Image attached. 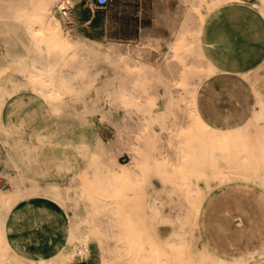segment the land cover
Masks as SVG:
<instances>
[{
  "label": "rangeland",
  "instance_id": "rangeland-1",
  "mask_svg": "<svg viewBox=\"0 0 264 264\" xmlns=\"http://www.w3.org/2000/svg\"><path fill=\"white\" fill-rule=\"evenodd\" d=\"M134 1L142 4V16H153L155 32L142 33L137 40L118 41L129 48L135 60L147 61L153 68H159V73L137 67L119 83L78 76L76 83L85 86L84 93L57 97L53 104L58 110L52 113L47 111L52 107L47 95H41L36 89L35 78L27 80L26 88H17L6 97L2 120L13 127V151L15 155L17 152L21 155L17 163L0 159V189H11V178L23 175L22 188L35 187V182L38 185L49 182L57 193L54 197L42 194L16 197L8 221L14 232L8 234V239L16 252L27 260L43 258L45 264H63L59 261V254L68 240L70 229L81 233L87 226L97 225L102 233L100 238H91L88 256L78 251L71 264H101L103 256L109 258L107 264H133L134 258L125 246V225L117 224V217L112 213L126 203L112 201L113 197L108 196L114 192V186L120 188L114 192V197L123 194L129 186L133 190L128 188L127 192L136 194L130 202L134 205L132 210L137 212L147 206L152 212V218L145 223L133 214L130 219L135 225L145 226L155 241L158 240L157 233L163 231L162 226L168 225L167 230L164 228L165 236L175 233L182 236L189 257L201 259L204 254L207 260L247 257L248 264H264V256L259 252L250 253L255 247L264 246L263 188L249 176L236 173L247 171L246 165L233 169V173H219L212 167L191 170V164L181 149L186 142L195 141L196 136L188 99L178 97L169 113H163L169 106L168 94H160V90L175 92L176 89L169 69L176 80L185 78L197 82L203 76L202 72L195 75L201 64L197 55L191 54L188 65L184 66L170 47L171 44L178 47L184 40L195 49L194 32L189 31V25L183 26L198 16L195 0ZM251 1L254 0H244L243 4L236 5L251 8ZM62 3L69 8L65 22L60 17ZM94 4L101 7L103 3L99 0H57L54 15L68 26L75 19L78 30L84 35L108 45L110 41L104 32L103 16ZM6 21L0 20V83L3 85L11 79L25 78L17 71L12 56L13 52L23 49L22 37L17 26ZM164 62L168 68L161 65ZM260 69L261 73L256 70L248 80L255 96L259 92L264 101V65ZM121 86L134 90L138 97L129 102L122 96ZM80 112L91 127L83 125ZM261 128H264L263 121L251 127V131ZM147 143H152L163 157L170 160L164 175L152 170L153 173L146 172L144 177L142 168L138 167L143 179L140 186H125L126 179L121 174H116L113 180L107 177L113 186H99L103 185L100 182L103 177L118 171L120 164L130 162L136 145L143 147ZM0 150L4 151L3 146ZM137 156L141 160L142 154ZM218 163L225 172L231 171L223 159ZM191 187H199L200 191L193 193L189 190ZM247 199L258 207L261 215L259 229L250 220ZM93 203H103L110 210L109 216H105L101 208L95 209ZM123 209L129 212V208ZM157 226L160 228H152ZM174 252L177 253L170 251L172 259L178 258ZM0 264L9 263L0 256Z\"/></svg>",
  "mask_w": 264,
  "mask_h": 264
},
{
  "label": "bare ground",
  "instance_id": "bare-ground-1",
  "mask_svg": "<svg viewBox=\"0 0 264 264\" xmlns=\"http://www.w3.org/2000/svg\"><path fill=\"white\" fill-rule=\"evenodd\" d=\"M99 1L105 2L106 0ZM232 3H239V0H195L194 8L198 16L195 21H187L183 24L185 28L189 25V31H193L195 34V49H192L190 43H186L184 40L181 41L178 47L174 44H171L170 47L178 54L180 62L184 66L188 65L187 59L191 54L197 55L201 64L197 67L195 75L199 76L202 72L203 76L200 77L197 82L187 81L185 78L176 80L169 69L170 76H172L171 79L174 81V84H176V89L175 92L172 90H160V94H168L167 101L169 106L166 107L163 113H169L171 105L176 102L178 97L188 99L190 104L189 114L192 117V125L195 127L196 136L195 141L186 142L181 149L183 156L186 157V161H189L191 164V170L194 171L212 167L218 169L219 173H233V169H240L246 165L245 167H248L247 171H236V173L242 176H249L252 181L258 183L264 190V128L254 130L253 132L251 131V127L262 121L264 122V101L261 100L260 93L256 92V106L248 120L232 130H222L208 124L201 117L196 105V91L200 83L204 78L214 72L209 71V66L212 68H214V66L203 54L199 37L200 31L207 18L213 14V12L224 5ZM56 4L57 0H0V20L3 22L7 20L6 23L12 21L19 29L22 37L23 49L13 52L12 56L14 62H16L17 71L25 77L22 80L11 79L4 85L0 83V149L2 146L4 148L3 152L0 150V159L4 162L11 161L17 163L21 155V152H17V155H15L13 151L12 145L15 139L13 127L10 124L4 123L2 120L5 99L11 95L15 89L26 88L28 85L27 80L35 78L37 82L36 89L41 92V95H47V101L52 105V107H48L47 111L48 113H52L53 110H58V107L53 104L57 97L63 94L72 97L84 93L85 86L76 83V78L78 76L90 78L92 81L102 80L111 83H119L122 81L123 77L127 78L129 73H132L133 68L142 67L146 72L154 71L156 74L160 72L159 68H153L147 61L140 58L135 60L130 54L129 48L120 41L108 38L110 41L108 45L100 43L92 39V36L88 37L86 36L87 34L84 35L79 31L75 19H72L71 26L64 25L62 23L63 21L60 22L54 15V6ZM249 4L251 8L261 12L264 16V9L261 8V5H264V0H254ZM94 8L98 11L102 10L98 4H94ZM214 19L212 21H214ZM215 20V22H217V19ZM212 23L214 24V22ZM161 65H165L168 68L167 62ZM262 65H264V62ZM121 87L123 89L121 92L122 96L129 99V102L134 101L138 97L134 90L126 88L125 86ZM82 114L83 113L80 112V119L83 120V125L88 128L91 127V123L86 121L85 118H82ZM152 118L156 120L155 117ZM180 128L183 129V127ZM133 150L134 153L129 163L120 164L118 171L115 173L111 172L108 176L101 179L100 182L103 183V185H99L101 188H104V184H110V180H113L116 174L124 176L123 178L126 179L125 186L131 184L132 186H140L141 183H143V179L140 177L138 167L142 168L143 173L141 175L144 177L146 172L153 173L152 170L154 173L156 172V174L164 175L166 173L165 167L168 166L170 160L165 158V156L163 157L162 152L152 143H147L143 147L136 145V148ZM23 153L26 152L24 151ZM137 154H142L141 160L138 159ZM220 159L227 162V166L229 170H231L230 172H225L220 167L218 163ZM107 177H110V180H108ZM23 180V175L17 178H11L12 188L7 190L0 189V256L7 260L9 264H45V259L43 258H39L38 260H27L16 252L8 239V234L13 231L8 221L16 197H27L32 194L54 197L57 193L52 190V185L49 182L43 185H38L35 182V187L22 188L21 183ZM111 184L112 186L114 185L113 182H111ZM128 188L129 186L125 189V192H127ZM117 190L120 191L118 186H114L112 189L114 192ZM129 190L132 191L133 189L129 188ZM189 190L193 193L200 191L199 187H191ZM114 192L108 195L109 198L113 197L111 198L112 201L118 200L126 203L124 206L118 205L122 208L114 210L112 213L117 217V224L125 225V246H127L129 255L134 258L133 264H190V262H199V264L249 263L247 257H214L212 260H207L206 254H204L201 259L189 257L190 255L184 250L185 244L182 236L178 233L169 237L165 236L166 231H164V228L166 227L167 230L169 227L168 225L162 226L163 231L157 233L158 240L155 241L144 228L145 226L141 227L135 225L130 219L133 214L139 217L140 222L145 223V221H149V219L152 218V212L148 207H143V210L135 212L132 210L134 205L130 202H133L132 200L133 198L135 199L134 196H136V194L133 195L132 192H124L114 197ZM101 195L106 196V194L102 192ZM246 201L249 202L246 207L248 206L250 208V220L257 229H259L261 215L258 207L251 200L247 199ZM93 206L95 209L101 208L102 213L107 217L109 216L110 210L107 209L103 203L99 205L93 203ZM123 208H129V212H126ZM158 227L159 226L152 228L158 229ZM101 234L100 228H98L97 225L87 226L86 230L81 233L71 228L68 240L66 244L62 246L63 248L59 254V261L63 264H71L78 251L80 254L87 257L89 253V240L93 237L100 238ZM164 246L169 247L170 250H167ZM172 250L177 251V253L174 252V254L176 253L178 258L172 259ZM102 251H104V249H102ZM256 251L264 256V246L255 247L250 253H256ZM108 261L109 258L103 256L101 264H107Z\"/></svg>",
  "mask_w": 264,
  "mask_h": 264
},
{
  "label": "crops",
  "instance_id": "crops-1",
  "mask_svg": "<svg viewBox=\"0 0 264 264\" xmlns=\"http://www.w3.org/2000/svg\"><path fill=\"white\" fill-rule=\"evenodd\" d=\"M236 4L213 12L199 35L203 54L215 71L196 91L197 109L208 124L223 130L245 122L255 108L256 96L248 78L256 70L261 73L264 62V16ZM101 7L104 32L111 40H137L142 33L155 32L153 16H142L141 3L106 0Z\"/></svg>",
  "mask_w": 264,
  "mask_h": 264
},
{
  "label": "built area",
  "instance_id": "built-area-1",
  "mask_svg": "<svg viewBox=\"0 0 264 264\" xmlns=\"http://www.w3.org/2000/svg\"><path fill=\"white\" fill-rule=\"evenodd\" d=\"M99 3H104V2H100ZM60 17L61 19L65 22L67 21L68 17H69V8L65 6V4H61L60 6Z\"/></svg>",
  "mask_w": 264,
  "mask_h": 264
},
{
  "label": "snow or ice",
  "instance_id": "snow-or-ice-1",
  "mask_svg": "<svg viewBox=\"0 0 264 264\" xmlns=\"http://www.w3.org/2000/svg\"><path fill=\"white\" fill-rule=\"evenodd\" d=\"M239 2L243 4L244 0H239ZM261 8L264 9V5H261ZM209 71H215V69L209 66Z\"/></svg>",
  "mask_w": 264,
  "mask_h": 264
},
{
  "label": "clouds",
  "instance_id": "clouds-1",
  "mask_svg": "<svg viewBox=\"0 0 264 264\" xmlns=\"http://www.w3.org/2000/svg\"><path fill=\"white\" fill-rule=\"evenodd\" d=\"M190 264H199V262H190Z\"/></svg>",
  "mask_w": 264,
  "mask_h": 264
}]
</instances>
